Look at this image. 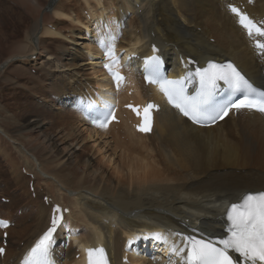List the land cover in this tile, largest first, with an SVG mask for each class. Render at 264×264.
<instances>
[{"label":"bare ground","instance_id":"1","mask_svg":"<svg viewBox=\"0 0 264 264\" xmlns=\"http://www.w3.org/2000/svg\"><path fill=\"white\" fill-rule=\"evenodd\" d=\"M57 1L50 7L55 17L79 24V17L77 20L72 19V9L55 6ZM92 1L97 6L102 5V0ZM109 2L108 6L114 7L113 16L118 21L117 28L108 33L111 38L110 46L118 48L116 54L121 48H126L128 52L138 56V59L130 62L131 66L119 64L125 79L118 92L111 94L109 80L97 62L104 57L106 48L100 45L96 47L95 53L90 54V69L94 77V87L90 89L81 80L79 60L76 58L79 48L73 46L77 42L69 38L70 45L59 47L67 58L60 68H71L72 71L62 78V85L54 84L50 87L55 96L58 94L60 98V113L48 112L49 110L46 112L34 107L32 103L28 104L29 107L36 108L41 117L54 118L51 124L58 128L59 139L54 140L51 136L42 139L40 136L32 137L31 133L40 130L43 125L40 124L41 118L36 116L38 120H32L28 134L12 140L3 127L12 131L20 114L0 106V124L3 125L0 126V155L4 162L6 158L9 163L14 189L25 190L19 193L20 197L28 198L27 205L35 207V211L31 212L26 206L20 214V230L16 231L18 241L15 247L12 242V220L10 216L4 217L10 226L6 230L7 246L0 264H22L36 237L48 226L51 209L56 204L70 209L66 221L68 225L64 227L65 233L62 236L68 235L69 241L78 248L74 252V246L70 243L66 246L63 240L64 246L56 253L59 254V264H84L81 259L83 248H96L99 245L107 250L109 264H122V257L126 254L128 264H178L180 257L173 253V259L167 262H156L155 255L148 256L150 250L155 251V254L158 251L160 245L155 244L156 242L152 241L149 248L142 252L143 255L137 257H133L136 255V248L128 252V247L139 238L138 234L146 232L166 237L167 242L161 240L165 245H173L180 240V236L174 233L209 239L224 237V210L228 204L237 201L238 197L247 192L264 190V115L241 110L236 117L228 115L213 127L199 128L191 125L175 110L161 104V109L155 115L151 134L141 135L135 133L130 126L133 122L131 115L121 110L123 104L132 99L141 102L140 92L149 101L161 100L158 88L145 87L138 72V66L141 65L139 58L151 55V44H155L167 58L169 72L175 73L186 68L187 58L194 59L200 67H204L208 61H230L243 76L264 88V51L262 56L259 55L252 39L236 25V18L227 8L228 5L242 2L253 19L260 22L264 18V0ZM90 4L89 1L87 9L91 13L93 8ZM105 11L100 8L98 15H105ZM41 14L45 15L43 10ZM42 16L35 33L40 32L42 36L51 39L59 36L66 38V35L62 36L56 30L55 25L45 27ZM53 19L55 20L54 17ZM105 19L108 24V16ZM47 21L50 22L47 19L43 22ZM86 24L90 22L86 20ZM34 36L28 41L25 39L27 44L19 46L25 51L24 54L28 53L23 59L21 56L15 58L18 62L21 61L20 65L25 64L23 61L29 64L32 57L37 60L36 56L44 52L49 57L52 55L48 48L41 47L42 39ZM261 40L264 42V38ZM7 61L8 64L13 63L14 57ZM7 61L0 64V69L6 67ZM52 61L48 59L43 67L50 70ZM8 67L9 65L6 69ZM15 71L23 73L18 67ZM42 71L45 72L44 81H47L51 74L46 70ZM170 78L175 77L172 75ZM189 82L194 81L191 79ZM129 90L133 91L131 96L128 95ZM95 94L106 99L109 95L114 97L112 100L118 106L116 110L120 117L119 124L92 128L82 117L75 106L74 97L80 96L89 103H96ZM20 111L26 113V110ZM24 116L26 119L28 115ZM43 122L47 124V121ZM81 126L86 127L89 136L94 134L100 139H106V143L112 145L113 153L117 151L123 156V161H127L125 174L107 177L99 167H93L91 160H86L80 151L73 162H70V157L76 152L75 147L82 149L83 154L87 149L86 138L80 137ZM4 139L12 148L4 146ZM60 141L70 149L65 155H60L58 149L55 151ZM30 146L34 148H29ZM131 160H135V163ZM134 167H137L140 174H132L130 170ZM6 173L8 179L7 170ZM29 177H33L37 188L43 185L47 192L40 194L34 184L35 191L29 192ZM2 232L0 227L1 244ZM77 253H80L78 260L74 258Z\"/></svg>","mask_w":264,"mask_h":264},{"label":"rangeland","instance_id":"2","mask_svg":"<svg viewBox=\"0 0 264 264\" xmlns=\"http://www.w3.org/2000/svg\"><path fill=\"white\" fill-rule=\"evenodd\" d=\"M89 1L91 2L90 5L93 8L91 10V13L88 10ZM89 1L87 0V2H85V0H58L55 4V6L58 5V7L71 8L73 11L72 19L77 20V17H79L78 18L79 24H78L71 20L56 18L55 15L53 14L52 8L51 9L49 8L48 11H44V8L47 6L49 0H0V64L3 63L5 60L7 61L8 58L14 57L13 63L8 64L7 61L6 67L9 65L7 69L6 67L0 69L1 70L0 106L3 109L7 108L11 112L20 114V118L18 119L17 123L14 124V126L12 127V131L7 130L1 124L0 126L3 127L6 134L12 140L20 139L23 138L25 135H27L28 134L27 131L29 130V127L32 125V120L37 119L36 116L37 117L39 116L41 118L42 122L40 124L43 125L40 130L31 133L32 137L40 136V138L42 139L46 136H51L54 138V140L59 139L58 128L52 127L51 124L54 121L53 120L54 118L51 119V118L41 117L42 115L40 116V113L36 108H41L46 112L48 110H49L48 112L52 111V113L57 112L58 114L60 113L59 111H61L59 108L62 107V105H59L60 98L58 97V94L57 97L55 96V93L51 90L50 87L51 85L54 84L62 85V78H64L65 75L67 76L69 72L72 71L71 68L70 69L60 68L61 63H64V61L67 58L64 52H62V49H60L59 47L65 46V44L70 45L71 42L69 38H73L74 40H76L77 43L73 44V46L79 48V50L77 51L78 55L76 56V58L77 60H79V65H80L79 71L81 73L80 75L82 76L81 80L90 89L94 87V77L92 76V70L90 69L91 68V62L89 60L91 58L90 54H92L93 52L95 53L96 47L100 46L101 40L104 41L110 40L108 33L109 31L114 30V27L117 25V21H116L117 19L115 16H113L114 7L108 6L110 4L109 0H104V1L102 0L101 3L102 5H98V6L96 5L95 1L92 0ZM100 8L106 10L104 12L105 15L103 16L102 14L98 15ZM42 10L45 14L43 16L41 14ZM107 10L110 13H108ZM41 16H42V24H44L45 27L49 28L50 27L49 25H55L56 30L59 31V33H61L62 36L66 35V38L59 36L51 39V37L42 36L40 32L35 33L36 26L38 28V20L41 18ZM105 16H108L109 18L108 24L106 23ZM53 17L55 18V20L53 19ZM46 19L49 20L50 22L48 21L43 22ZM86 20H88L90 24H86ZM33 36L34 38L38 37L40 40L42 39L41 47H44L46 49L48 48L47 50L49 54L52 55L49 57L45 55V52L43 51L44 53H42L41 55L38 56L34 55V57L35 56L38 57L37 60H34L33 57L31 58L32 61L29 60L30 65L28 63L26 64L25 61H23L25 63L24 65H20L21 61L18 62V60H15V58L21 56L23 59V57L28 55V53L24 54L25 51L20 49L19 46L25 43L27 44L26 40L28 41V39H31ZM60 39L62 42L60 41ZM48 59L49 61L53 60L50 70L46 66L43 67L45 61H47ZM56 63L59 65H57ZM17 67L18 69H22L23 73L16 72L15 70L17 69ZM42 70H46V72H49L51 74L50 77L46 79L47 81H44L43 76L45 72H43ZM17 73L21 75H18ZM40 81L42 82L40 83ZM85 82H87V84ZM66 84H69V82H67ZM27 101L30 102L27 103ZM30 103H32L36 108L29 107L28 104ZM20 110H26V113ZM34 113L36 115H34ZM26 114L28 116L25 119L24 115ZM33 117L35 118L33 119ZM43 121H47V124H45ZM80 132L82 133L80 134V137L86 138L85 139L86 141L85 147L87 148L85 150L86 154L85 153L83 154L82 149L79 150L78 147L77 148L75 147V149L74 148L73 149L76 152L73 156L70 157V162L71 161L73 162L74 157L78 155L80 151L82 155H85L84 158L86 160L87 159L91 160L92 162L91 164L93 165V167L95 168L99 167L101 171L106 173L107 177L108 176L112 177V175L113 176L123 175L126 173L127 161H123L124 158L119 152L116 151L115 153H113L112 145H108V143H106L107 142L106 139H104L103 137H101L100 139L98 138V136L94 134H91L89 136L85 126L84 127L81 126ZM3 142L5 147L8 146L11 147L10 144L6 142L5 139L3 140ZM61 142L62 141L58 142L55 151H57L58 149L61 152L60 155H65V153H67L70 149H68L66 144L64 145V143ZM29 148H34V147L30 146ZM106 158L108 159L106 160ZM0 159H2L1 155H0ZM2 161L4 162L3 159ZM2 161L0 160V218L10 216L13 223V233H14L13 234L14 237H12V242L15 243L13 245V247H15L16 241H18L17 238L18 233L16 231L20 230V226H19V222L21 220L20 214L22 213L24 207L28 206L27 205L28 198L20 197L19 193L21 191L25 192V190L18 191L14 189L13 186L14 182L10 179L9 163L6 158L4 163ZM131 161L135 163V160H131ZM136 168L137 167H134L130 170L132 171V174H140V171L136 170ZM6 170L9 174L8 179H7ZM23 173L25 175V171ZM34 181L35 180L33 179V177H31L29 184H27L29 192L35 191L33 184L35 185L36 189L39 190L40 194H44L45 192H47V189L42 187L43 185L37 188V185L34 183ZM31 183L33 190H30L29 187ZM33 198L34 196L32 194V200H34ZM28 208L29 211L31 212L35 211L34 205H30L28 206ZM186 225H189V222L188 224L186 222ZM74 252H77V249ZM149 253L150 256L156 255L155 251L150 250ZM78 255L79 253H77V255L74 256L76 260L79 259Z\"/></svg>","mask_w":264,"mask_h":264},{"label":"snow or ice","instance_id":"3","mask_svg":"<svg viewBox=\"0 0 264 264\" xmlns=\"http://www.w3.org/2000/svg\"><path fill=\"white\" fill-rule=\"evenodd\" d=\"M231 11L239 17V23L247 30L249 37L255 35L264 38V27L257 26L235 7H232ZM110 43L111 38L107 44L104 40L100 41L101 47L106 48L105 55L110 57V63L105 64L104 67L108 69L119 88L124 77L117 70L119 58L115 55L114 47L110 46ZM255 47L264 51V43L260 40L255 41ZM153 51H156L155 48ZM149 62L158 66L159 57H150ZM193 78L198 79L199 88L195 96H187L184 83ZM221 82L227 85L233 94L242 93L243 98L233 100L213 112L211 111L213 97L220 89ZM160 90L168 98L170 104H173L184 116L189 117L195 123L205 120L214 122L217 118L223 119L228 115L229 108L256 109L264 112V92H257L231 63L208 62L207 67L197 68L195 73L189 72L177 80H163L160 83ZM127 107L138 116L141 115V109L138 106L129 104ZM154 107L155 105L151 103L143 107L142 122L137 126L139 131L151 130V109ZM112 118L115 117L112 116ZM97 126L107 127V123L100 122ZM224 211L228 222L226 237L212 240L174 233L180 236V240L175 242L169 251L180 257L181 264H264V190L241 195L237 201L230 202ZM53 212L51 227L36 240L24 256L22 264H51L50 248L53 233L56 232L63 219L62 215H55L61 212L59 206H56ZM0 227H8V222L0 220ZM154 238L167 242V238L158 233L154 234ZM3 251L4 249L0 248V253ZM85 251L87 264H109L103 248L89 247ZM233 253L238 255L234 257Z\"/></svg>","mask_w":264,"mask_h":264},{"label":"water","instance_id":"4","mask_svg":"<svg viewBox=\"0 0 264 264\" xmlns=\"http://www.w3.org/2000/svg\"><path fill=\"white\" fill-rule=\"evenodd\" d=\"M56 0H51L49 4L45 7V11H48L49 8L55 3Z\"/></svg>","mask_w":264,"mask_h":264}]
</instances>
